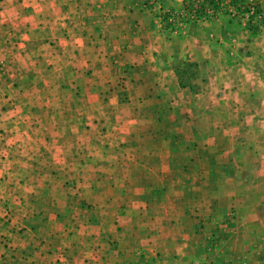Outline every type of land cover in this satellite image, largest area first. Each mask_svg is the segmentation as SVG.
Returning a JSON list of instances; mask_svg holds the SVG:
<instances>
[{"label": "crops", "instance_id": "crops-1", "mask_svg": "<svg viewBox=\"0 0 264 264\" xmlns=\"http://www.w3.org/2000/svg\"><path fill=\"white\" fill-rule=\"evenodd\" d=\"M143 7L0 0V203L22 264H253V244L210 234L230 207L237 236L256 215L245 169L264 170V25L168 35ZM182 61L203 74L195 92L178 85ZM244 151L249 164L226 158Z\"/></svg>", "mask_w": 264, "mask_h": 264}, {"label": "rangeland", "instance_id": "rangeland-1", "mask_svg": "<svg viewBox=\"0 0 264 264\" xmlns=\"http://www.w3.org/2000/svg\"><path fill=\"white\" fill-rule=\"evenodd\" d=\"M182 3L183 2H181L180 7L176 9L167 8L166 6H162V7L165 10H171V11L173 10L174 12L179 13L180 11H182ZM143 9L148 13L149 18L151 19L155 18L153 10H150L145 7H143ZM210 22H220V23H223L225 27H227L228 29L238 31L245 35H251L250 32L244 31L242 29V27L239 24L238 19L230 18L229 16H226L224 14L209 17L200 23L191 22V20L186 19L185 17L184 20H182L179 25L177 23L175 26H172L171 24L164 23L163 25L159 26L158 30L168 35H174L177 29L182 25H191V27L192 26L199 27L204 23H210ZM153 23L156 29L157 25L155 23V20L153 21ZM263 25H264V19L261 20V27L259 29H261ZM259 29H258V32H259ZM201 73L202 72L198 70L197 66L194 63L188 62V61H182L181 64L178 65L176 72H175L178 85L181 87L188 86L190 88L189 92L196 91L198 87L196 85L197 84L196 82L198 81L199 76L203 75ZM125 98L126 97H124V99ZM261 132L262 133H261L260 140L262 139L261 142L262 144H264L263 128L261 129ZM246 146L247 145H245L244 148ZM255 155H256L255 153L253 154L251 152L244 151V152H239L238 154H232V155L228 154L226 158L230 160H235V161L240 160L244 162V164H249L250 161H253ZM258 158L261 161H264V152L261 151L260 154L258 155ZM221 159L223 158L221 157ZM263 172L264 170H262L261 172L257 170L256 174H254V172H252L251 170L249 171L245 169L246 179L248 178L253 179L254 177L255 178L257 177L256 180H254L251 183V185H246V189L248 191L247 195L251 198V201L249 198H247V200H245L244 203H247L250 201V203L252 204L251 209H253L254 212L256 211L255 216L244 217V220L247 222L249 226L248 229L244 233H240L237 236L236 227L234 226H236L235 225L236 218L237 220H240V218L234 215L235 211L231 209L230 207V210L224 214L225 216L216 215L218 217L213 218V219H216L218 222H220V224H223V222L226 223L228 225L226 227L227 231L223 230V233H220L222 232V230L219 231L218 229H215L214 230L215 233L212 232V234H210L211 236L215 238V240L222 241L226 238L230 239V241L233 240V242H230V244H253L252 245L253 247L252 249H250V252L251 250H253L254 253H252V256H254L255 259L249 260V262L250 263L252 262L253 264H264V248L259 245V244H264V204H263L264 203V180H262L264 178ZM250 190L252 191L250 192ZM222 204L223 202L221 201V206ZM227 204H231V203L229 202ZM12 206H13L12 203H9L6 206L0 203V264H22V262L29 261V259L27 258L28 257L27 254H26L27 257H25L24 256L25 254L23 253L20 254V251L16 249V248H19V244H22L21 242L22 240H24V238L20 235L18 231H16L14 224L13 223L11 224L12 218L9 215H10V212L13 211ZM201 223H204V222L201 220H198V223H197L198 227H196V230H198L197 233H200L201 235L208 234V231L204 229ZM203 241H204V238H203ZM232 251L236 254L238 251L237 247L233 246Z\"/></svg>", "mask_w": 264, "mask_h": 264}, {"label": "built area", "instance_id": "built-area-1", "mask_svg": "<svg viewBox=\"0 0 264 264\" xmlns=\"http://www.w3.org/2000/svg\"><path fill=\"white\" fill-rule=\"evenodd\" d=\"M157 1L142 0L145 8L153 10L157 28L164 23L179 25L185 17L191 22L200 23L209 17L224 14L238 19L242 29L249 32L251 27L258 30L261 27V20L264 19V11L257 0H211L210 2L183 0L182 11L179 13L165 10Z\"/></svg>", "mask_w": 264, "mask_h": 264}, {"label": "trees", "instance_id": "trees-1", "mask_svg": "<svg viewBox=\"0 0 264 264\" xmlns=\"http://www.w3.org/2000/svg\"><path fill=\"white\" fill-rule=\"evenodd\" d=\"M256 31H257V29L254 28V27L249 28V32H250L251 34L256 33Z\"/></svg>", "mask_w": 264, "mask_h": 264}]
</instances>
